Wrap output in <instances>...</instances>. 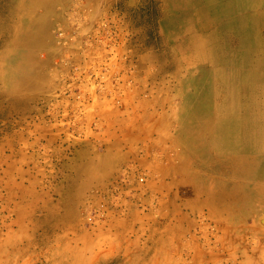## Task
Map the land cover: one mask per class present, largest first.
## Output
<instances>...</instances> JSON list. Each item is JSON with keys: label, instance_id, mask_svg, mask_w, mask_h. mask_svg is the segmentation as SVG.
Here are the masks:
<instances>
[{"label": "rangeland", "instance_id": "1", "mask_svg": "<svg viewBox=\"0 0 264 264\" xmlns=\"http://www.w3.org/2000/svg\"><path fill=\"white\" fill-rule=\"evenodd\" d=\"M176 10L0 0V264H264V207L186 160Z\"/></svg>", "mask_w": 264, "mask_h": 264}, {"label": "bare ground", "instance_id": "2", "mask_svg": "<svg viewBox=\"0 0 264 264\" xmlns=\"http://www.w3.org/2000/svg\"><path fill=\"white\" fill-rule=\"evenodd\" d=\"M172 6V36L182 37L175 45L179 60L200 67L183 81L194 89L179 130L186 160L200 166L210 155L212 175H235L211 187L215 195L225 189L236 195L222 205L264 207V0H172ZM206 138L209 154L202 148ZM185 166L176 172L198 175Z\"/></svg>", "mask_w": 264, "mask_h": 264}, {"label": "built area", "instance_id": "3", "mask_svg": "<svg viewBox=\"0 0 264 264\" xmlns=\"http://www.w3.org/2000/svg\"><path fill=\"white\" fill-rule=\"evenodd\" d=\"M90 219H91V217H90Z\"/></svg>", "mask_w": 264, "mask_h": 264}]
</instances>
